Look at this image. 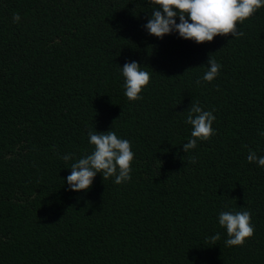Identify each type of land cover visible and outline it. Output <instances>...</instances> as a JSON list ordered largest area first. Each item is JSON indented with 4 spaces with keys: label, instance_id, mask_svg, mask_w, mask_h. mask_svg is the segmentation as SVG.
Here are the masks:
<instances>
[{
    "label": "trees",
    "instance_id": "16d2710c",
    "mask_svg": "<svg viewBox=\"0 0 264 264\" xmlns=\"http://www.w3.org/2000/svg\"><path fill=\"white\" fill-rule=\"evenodd\" d=\"M153 10L0 0V264H264V168L247 160L264 156V6L237 23L243 36L203 44L150 35ZM210 55L221 67L205 82ZM131 61L150 74L136 101L121 70ZM192 102L213 112L214 134L185 153ZM96 130L130 142L131 180L98 173L72 191ZM222 211L251 213L242 246L225 245Z\"/></svg>",
    "mask_w": 264,
    "mask_h": 264
},
{
    "label": "clouds",
    "instance_id": "9594fccd",
    "mask_svg": "<svg viewBox=\"0 0 264 264\" xmlns=\"http://www.w3.org/2000/svg\"><path fill=\"white\" fill-rule=\"evenodd\" d=\"M149 3L154 10L144 27L150 35L163 39L165 35L176 32L181 38L193 40L198 44L212 42L216 36H243V33L237 30V23H243L257 9L264 6V0H149ZM12 18L15 23H19L21 19L19 13H14ZM207 65L208 70L202 80L212 82L218 76L221 65L212 59L211 55ZM121 70L125 78L126 97L130 101L141 99L140 94L149 84L150 74L141 70V65L136 61L125 63ZM200 82L196 81L197 84ZM186 112L185 122L192 126V131L191 139L182 145L185 153L195 149L198 141L210 139L214 134L212 125L216 119L213 112L204 111L198 103L192 102ZM260 134L264 135V132ZM88 136L89 143L94 148L91 154L71 165V174L66 178L70 190H88L98 173L102 174L104 180L115 177L114 183L117 185L130 181L134 159L130 142L118 138L112 130L103 133L97 130L89 131ZM62 159L68 161L71 155H64ZM247 160L264 168V156H257L254 151H249ZM192 162L195 163V158ZM218 220L219 225L226 229L228 238L225 245L228 247L242 246L246 239L254 234L249 211H222ZM219 239V232L210 238L212 243Z\"/></svg>",
    "mask_w": 264,
    "mask_h": 264
}]
</instances>
